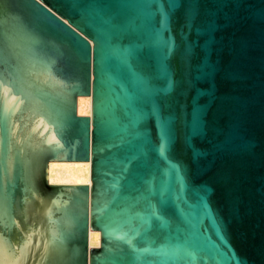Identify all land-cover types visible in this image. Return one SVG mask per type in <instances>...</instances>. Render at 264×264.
<instances>
[{
    "label": "water",
    "instance_id": "obj_1",
    "mask_svg": "<svg viewBox=\"0 0 264 264\" xmlns=\"http://www.w3.org/2000/svg\"><path fill=\"white\" fill-rule=\"evenodd\" d=\"M0 264H264V0H0Z\"/></svg>",
    "mask_w": 264,
    "mask_h": 264
},
{
    "label": "bare ground",
    "instance_id": "obj_2",
    "mask_svg": "<svg viewBox=\"0 0 264 264\" xmlns=\"http://www.w3.org/2000/svg\"><path fill=\"white\" fill-rule=\"evenodd\" d=\"M91 96H79L77 98V113L90 115ZM91 161L86 162H49L48 182L51 184H91ZM100 244V232L88 231V246L98 247Z\"/></svg>",
    "mask_w": 264,
    "mask_h": 264
},
{
    "label": "rangeland",
    "instance_id": "obj_3",
    "mask_svg": "<svg viewBox=\"0 0 264 264\" xmlns=\"http://www.w3.org/2000/svg\"><path fill=\"white\" fill-rule=\"evenodd\" d=\"M79 115H86V114H79Z\"/></svg>",
    "mask_w": 264,
    "mask_h": 264
}]
</instances>
